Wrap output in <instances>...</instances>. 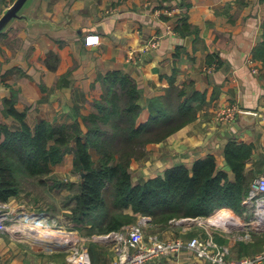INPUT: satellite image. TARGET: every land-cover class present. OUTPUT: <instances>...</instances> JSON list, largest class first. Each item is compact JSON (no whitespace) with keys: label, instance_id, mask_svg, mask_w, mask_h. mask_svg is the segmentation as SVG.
I'll return each instance as SVG.
<instances>
[{"label":"crops","instance_id":"0c3cea01","mask_svg":"<svg viewBox=\"0 0 264 264\" xmlns=\"http://www.w3.org/2000/svg\"><path fill=\"white\" fill-rule=\"evenodd\" d=\"M37 15L65 23L66 28L33 35L20 25L0 34V125L22 126L8 113V99L26 112L31 127L42 119L56 124L82 122L83 114L97 111L95 98L103 90L98 76L110 70H124L137 80L142 89L141 121L149 117L152 97L172 82L193 81L206 94L197 118L147 146L146 156L131 164L134 183L172 166L192 167L210 154L215 155L218 168L234 179L225 157L232 139L253 145L247 169L264 174V0H40ZM184 16L191 27L179 30ZM89 35H99V42L87 43ZM155 39L158 44L152 45ZM231 104L245 113L226 120L222 112ZM82 128L86 130L83 122ZM68 158L73 164V154L67 153L56 166H66ZM62 179L57 180L62 181L59 191L68 186ZM16 197L0 201V209L7 210L6 205L18 209ZM244 203L247 210L242 216L223 207L200 219L215 221V212L227 209L222 214L236 213L250 220L256 204L248 198ZM213 228L215 238L229 244L234 256L254 254L264 247L260 238L264 225L251 224L232 233ZM26 230L12 224L0 233V264H46L50 259L70 264L63 250L66 239L32 236ZM144 230L163 239H190L204 228L198 220L182 217L166 225L150 219ZM83 239L92 264H113L121 257L113 244ZM148 264L210 263L184 248Z\"/></svg>","mask_w":264,"mask_h":264},{"label":"trees","instance_id":"16d2710c","mask_svg":"<svg viewBox=\"0 0 264 264\" xmlns=\"http://www.w3.org/2000/svg\"><path fill=\"white\" fill-rule=\"evenodd\" d=\"M3 1L5 6L13 2ZM188 27L191 24L184 16L177 29ZM98 79L103 90L95 98L97 111L82 115L85 131L80 120L56 124L42 119L31 127L26 112L8 99V113L22 126L0 125V201L19 194L25 178L46 182L53 167L72 153L75 171L83 173L77 191L70 196L75 203L67 212L75 227L89 224L96 232H109L134 223L140 215L166 225L172 219L209 215L223 207L245 214L244 200L258 176L254 169H247L253 154L251 143L232 139L225 147L234 179L218 168L215 155L210 154L192 167L180 164L144 182L133 181L131 164L146 156L149 144L167 139L197 118L206 94L193 81L172 82L152 97L149 117L141 121L142 89L132 74L115 69L99 74ZM224 212L228 210L215 212L213 217Z\"/></svg>","mask_w":264,"mask_h":264},{"label":"built area","instance_id":"2783aa9c","mask_svg":"<svg viewBox=\"0 0 264 264\" xmlns=\"http://www.w3.org/2000/svg\"><path fill=\"white\" fill-rule=\"evenodd\" d=\"M91 42H99V35H89L87 43ZM151 44L156 45L158 42L155 39ZM238 111H240L239 107L232 104L222 112V118L233 120ZM247 198L256 204L253 218L243 220L236 213H229L227 216L218 214L215 221L210 219L199 221L204 230L201 231L202 234L199 233L190 239H163L158 235H146L144 228L151 219L148 215H140L136 222L122 229L109 232L95 231L86 235L85 238L113 244L115 249L121 252V257L114 260L113 264H148L162 255L176 253L184 248L193 251L198 257L206 259L210 264H264V247L251 255L234 256L231 246L219 242L214 235L213 227H224L226 231L232 233L247 225H264V174L258 175L253 180ZM50 219L46 214L40 212L28 211L24 215H10L8 210L1 208L0 233L8 230L12 224H21L23 228H27L26 231L32 236L64 238L67 241L66 248L68 251L71 249L72 253L70 264H92L87 247L83 242L84 239L77 236V231H63L54 219ZM238 237L243 238L244 236L238 234ZM47 264L57 263L49 261Z\"/></svg>","mask_w":264,"mask_h":264},{"label":"rangeland","instance_id":"374dc122","mask_svg":"<svg viewBox=\"0 0 264 264\" xmlns=\"http://www.w3.org/2000/svg\"><path fill=\"white\" fill-rule=\"evenodd\" d=\"M7 1H10V0H7ZM11 3L12 2H10L8 5L5 6L6 3H4L3 0L0 1V16L3 13V10L7 6H9ZM239 110L240 111H238L237 115L242 112L240 108ZM70 162H72L71 158H68L64 162V164L66 165L64 166L65 168L55 165L56 167L54 166L55 168L53 170L54 172L52 171L53 173L49 174V176L46 178V182H41L40 179L38 178L36 179L25 178L23 181L22 190L20 191L19 194L15 195L17 196L16 204L20 207H18V209H14L10 207L9 205H6L7 210L10 212V215L12 214L13 215L14 214L24 215V213L28 211L40 212V213L46 214L49 218L54 219V221L57 222V225H60L61 228H65L66 230H70V229L76 230L77 236L79 237L81 236V238H84L85 237L84 235L94 233L97 230V228H92L89 224H80L79 226L75 227L76 223L72 222L69 216L67 215V212L70 211L71 207L75 203V201H70V196L73 195L77 191L79 187V181L80 179H82V175H83L82 172L75 171V169L73 168V164H70ZM63 169H65L64 170L65 172L60 173V171ZM55 175H57V177H55ZM59 176L60 178H63L62 179L63 182L68 184L66 189H63L60 191L58 187L59 181H57ZM72 182H75V184L70 186ZM200 218H202V216H197L194 219L198 221H202V219ZM9 224H11V222H9ZM128 225L124 227H127ZM248 234L249 232H246L244 236H247ZM260 238L264 240V232L260 235ZM63 250L67 252L66 258H67V261L70 263L71 257H72L71 249L70 251H68L66 246H64ZM49 261L55 262V260L53 259H50Z\"/></svg>","mask_w":264,"mask_h":264},{"label":"water","instance_id":"95a60500","mask_svg":"<svg viewBox=\"0 0 264 264\" xmlns=\"http://www.w3.org/2000/svg\"><path fill=\"white\" fill-rule=\"evenodd\" d=\"M40 0H13L0 16V34L14 26H26L35 35L42 30L60 31L66 28L65 23H56L52 19L38 16L37 5ZM245 112H241L243 114ZM250 113V112H247Z\"/></svg>","mask_w":264,"mask_h":264},{"label":"bare ground","instance_id":"6f19581e","mask_svg":"<svg viewBox=\"0 0 264 264\" xmlns=\"http://www.w3.org/2000/svg\"><path fill=\"white\" fill-rule=\"evenodd\" d=\"M229 213H225V214H220V215H222V216H227ZM217 216H215V218H216ZM213 219H215L214 217H212ZM35 239H37V238H35Z\"/></svg>","mask_w":264,"mask_h":264}]
</instances>
